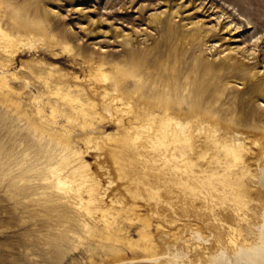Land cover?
<instances>
[{"label":"bare ground","instance_id":"bare-ground-1","mask_svg":"<svg viewBox=\"0 0 264 264\" xmlns=\"http://www.w3.org/2000/svg\"><path fill=\"white\" fill-rule=\"evenodd\" d=\"M33 1L0 0V36H8L6 29L17 28L15 32L20 35L19 28L30 27L46 33L44 22L48 21L40 12L35 13L36 25L28 23L30 19L24 7L32 5ZM177 15L176 8L155 15L157 26L167 39H171L169 51L166 56L162 54L159 61L148 64L138 59L131 48L127 50L129 58L105 61L111 73L108 77L101 67L104 64L102 57H99L97 70L103 71L98 74L102 91L95 87L85 89L77 82L72 85L60 82L51 88L47 78L44 84L48 93L62 103L66 124L87 129L93 128L94 123L106 115L115 120L127 140L119 157L109 153L112 169L108 173L123 182L121 190L130 195L131 200H134L133 195L145 192L147 179L154 181L153 184L177 177L190 179L193 175L204 179L203 175L209 176L212 170L222 171L228 163H234L242 208L239 214L224 215L220 224L207 228L208 236L194 230L188 239L168 240L171 234L167 236L166 233L171 231L177 217L170 214L164 224L160 223L167 227L166 233L156 226L161 243L160 251L157 250L148 221L123 205L111 206L113 199L108 205L105 200L107 188L91 171L67 128L45 125L46 118L39 109L35 113L23 109L21 102L14 98L19 91L9 84L0 82V101L13 107L25 119L39 149L49 153L59 151V157L50 163L47 181L34 187L39 191L35 194L41 196L39 204L49 202L57 212L59 246L68 243L85 245L86 257L93 261L98 256L103 261L101 264H264V106L258 103L253 111L241 114L221 100L227 90H237L238 80H248L264 102V74L252 68L249 62L256 55L255 44L250 52L240 48L222 50L217 51L218 58L208 59L203 53L210 48L206 39L216 35L224 13L206 22L198 19L181 27L173 20ZM214 20L215 24H206ZM232 24L231 20L223 22V29H232ZM199 47H203V51L198 54ZM240 51L244 57H240ZM97 95L101 97L100 104L96 102ZM54 111L56 109L52 108L50 116L55 117ZM126 123L131 126L127 127ZM197 137H200L202 150L192 160L191 152ZM137 144L144 152L150 151L149 158H143L145 164L137 155ZM177 206L168 205V212L173 214ZM150 213L159 212L151 210ZM138 222L137 238H133L129 228ZM140 251L144 253L141 258L138 256Z\"/></svg>","mask_w":264,"mask_h":264},{"label":"rangeland","instance_id":"rangeland-1","mask_svg":"<svg viewBox=\"0 0 264 264\" xmlns=\"http://www.w3.org/2000/svg\"><path fill=\"white\" fill-rule=\"evenodd\" d=\"M31 4L24 7L28 11V23L36 25L35 13L40 12L48 21L44 22L46 33L30 26L31 29L19 28L20 35L15 32L17 28L13 31L6 29L8 36H0V82L19 91L14 98L21 102V107L27 112L35 113L39 109L46 118L43 122L45 125L48 123L58 128L64 126L69 130L71 140L82 151L91 171L102 186L107 188L105 200L108 205L113 199L111 206L123 205L126 209L135 210L148 221V229L159 251L161 243L156 234V226L166 233L167 227L160 223L164 224L170 214L177 216L171 225L173 231L166 233L167 236L171 234L167 239L174 238L173 241L188 239L194 230L208 236L206 231L213 228L212 225L220 224V218L224 215L239 214L243 204L239 201L241 198L232 162L222 171L214 169L209 176L203 175L204 179H199L197 175L190 176V179L177 177L155 182L158 185L147 179L143 187L145 192L133 195L134 200H131V196L121 190L123 182L108 173L112 169L109 153L119 157L127 140L118 130L115 120L104 115L100 122L94 123L93 128L87 129L66 124L62 103L48 93L44 81L47 78L51 88L60 82L71 85L77 82L85 89L95 87L102 91L98 74L104 71L111 77L109 65L105 61L111 58L127 59V50L131 48L136 51L138 59L148 64L159 61L162 54L166 56L169 51L171 39H167L157 26L155 15L174 8L179 15L173 20L179 27L198 19L206 22L224 13L218 22L216 35L206 39L210 48L203 51V47H199L197 53L203 51L208 59H216L219 57L217 51H236L240 48L250 52L255 44L256 55L249 62L252 68L264 74V0H34ZM228 20L235 27L232 24V29H223V22ZM215 23L214 20L206 24ZM239 55L244 57L242 51ZM99 57L104 62L101 72L97 70L100 67L97 61ZM252 86L248 80H238L237 90H227L221 100L229 103V108L235 107L238 113L247 114L258 103L264 106ZM95 99L101 103L99 95ZM52 108L56 109L53 112L55 117L50 116ZM35 119L39 120L38 117ZM126 126L131 125L126 123ZM130 135L133 137V133ZM199 138L195 139L193 145L192 160L202 150ZM137 145V155L144 163V159L150 156L149 147L144 152ZM58 153L39 149L36 137L27 127L25 119L13 107L0 101V264L103 263L98 256L90 261L86 257L85 245L73 246L68 243L59 246L57 212L53 211L49 202L39 204L41 196L35 194L39 191L34 190V187L47 181L49 169L59 157ZM133 187L131 189H135ZM173 204L178 205V208L172 214L168 212L167 206ZM151 210L159 213L151 214ZM138 225L139 222L129 228L133 238H137ZM143 254L140 251L139 258Z\"/></svg>","mask_w":264,"mask_h":264}]
</instances>
